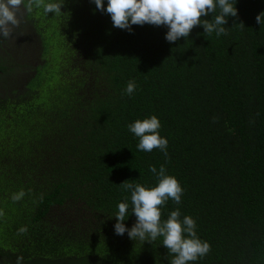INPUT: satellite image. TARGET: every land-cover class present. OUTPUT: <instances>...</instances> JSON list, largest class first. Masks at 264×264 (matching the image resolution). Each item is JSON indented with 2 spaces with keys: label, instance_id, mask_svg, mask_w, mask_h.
Returning a JSON list of instances; mask_svg holds the SVG:
<instances>
[{
  "label": "trees",
  "instance_id": "1",
  "mask_svg": "<svg viewBox=\"0 0 264 264\" xmlns=\"http://www.w3.org/2000/svg\"><path fill=\"white\" fill-rule=\"evenodd\" d=\"M46 2L62 13L27 14L44 64L13 103L0 97V264H169L162 237L114 231L121 202L136 221L120 184L155 186L150 165L184 189L162 219L178 208L211 245L189 264H264V0H232L227 35L198 25L173 43L166 26L114 27L91 0ZM151 115L167 157L128 129Z\"/></svg>",
  "mask_w": 264,
  "mask_h": 264
},
{
  "label": "clouds",
  "instance_id": "2",
  "mask_svg": "<svg viewBox=\"0 0 264 264\" xmlns=\"http://www.w3.org/2000/svg\"><path fill=\"white\" fill-rule=\"evenodd\" d=\"M96 10L111 16L113 26L131 32L133 25L166 26L168 32L165 39L176 42L180 38L187 39L194 27L202 25L204 34L217 36L227 35L225 25L228 17H236L238 9L232 0H91ZM62 4L46 2V0H0V38L9 39L13 30L18 28L21 17L31 14L34 9H43L45 14L54 13L59 16ZM219 8V13L215 14ZM209 14H215L212 19H205ZM258 24L264 26V12L256 17ZM241 27L244 24L239 23ZM136 89L134 80L127 83L125 94L131 96ZM161 122L156 115L137 119L128 125V129L138 139V149L151 152L159 149L167 157L168 140L160 135ZM149 171L156 176L157 184L149 187L141 183H130L126 180L120 186L130 192L132 215L136 221L129 229L124 221L128 216V203L118 204V212L114 216L116 235L128 233L130 239L154 243L162 237V245L168 250L169 264H189V262L206 256L210 250L209 242L200 239L196 233V221L191 216L181 219L180 210L171 211L167 219H162V209L168 200L180 204L183 187L179 180L167 174V169L161 165L159 171L154 165ZM23 191L14 194L13 199L19 200ZM128 197H125L127 200ZM3 216V212H0ZM127 217V218H126ZM20 232L26 231L21 228Z\"/></svg>",
  "mask_w": 264,
  "mask_h": 264
},
{
  "label": "flooded vegetation",
  "instance_id": "3",
  "mask_svg": "<svg viewBox=\"0 0 264 264\" xmlns=\"http://www.w3.org/2000/svg\"><path fill=\"white\" fill-rule=\"evenodd\" d=\"M28 22L26 14L21 17L20 26L13 30L11 38H0V97L6 99L7 104L13 103L11 100L14 99L12 97L13 90L26 92V85L44 64L43 58L40 56L41 48H39L42 42L38 43L35 28ZM79 63V58L73 61V64ZM4 81L7 89L9 86L13 87L9 89L8 93L7 89L2 87ZM65 264L70 263L66 262Z\"/></svg>",
  "mask_w": 264,
  "mask_h": 264
},
{
  "label": "rangeland",
  "instance_id": "4",
  "mask_svg": "<svg viewBox=\"0 0 264 264\" xmlns=\"http://www.w3.org/2000/svg\"><path fill=\"white\" fill-rule=\"evenodd\" d=\"M58 66H59V63H56V64L53 65V68H56Z\"/></svg>",
  "mask_w": 264,
  "mask_h": 264
}]
</instances>
